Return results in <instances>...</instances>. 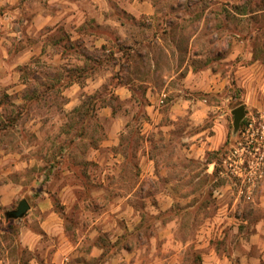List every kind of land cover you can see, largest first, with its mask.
Listing matches in <instances>:
<instances>
[{
    "label": "rangeland",
    "instance_id": "1",
    "mask_svg": "<svg viewBox=\"0 0 264 264\" xmlns=\"http://www.w3.org/2000/svg\"><path fill=\"white\" fill-rule=\"evenodd\" d=\"M126 1L133 0H0V37L8 44L0 185L18 195L0 206L1 257L7 264H207L210 251L232 264L261 258L255 240L264 237V0H156L175 8L153 31L162 43L134 51L115 44L120 57L109 47L88 51L90 60L68 86L98 76L103 83L79 91L74 110H63L61 61L31 57L15 65L22 41L42 45V53L61 50L64 26L34 30L38 13ZM123 11L115 14L126 31L147 36L150 22ZM122 79L131 82V100L113 92ZM242 104L246 116L234 133L231 111ZM120 114L130 125L112 143L110 117ZM41 197L56 214L49 233L35 210ZM23 198L34 207L31 221L28 212L5 221ZM21 225L43 232L35 252L18 243Z\"/></svg>",
    "mask_w": 264,
    "mask_h": 264
},
{
    "label": "crops",
    "instance_id": "2",
    "mask_svg": "<svg viewBox=\"0 0 264 264\" xmlns=\"http://www.w3.org/2000/svg\"><path fill=\"white\" fill-rule=\"evenodd\" d=\"M161 1V0H160ZM116 9V10H115ZM125 11L127 14L132 16L134 19L145 18L146 21L150 22L151 27L150 32H148L145 36L142 37L137 34V30H132V32L126 31V25L122 22V19L119 15L115 14L118 12ZM117 11V12H115ZM123 11V12H124ZM177 11V9H176ZM175 12V8L172 6L170 8H166L164 5H158L156 0H133V1H126L121 5L119 8L110 7V6H90V5H65L62 7L61 10H52L38 13L36 16L32 18V25L37 30H41L44 26H54V30L57 26L63 25L65 29V38L62 43V47L60 51L52 52V54H48V52L42 53L43 46L38 45V43L32 42L31 44L22 41L19 44V51H18V59H16L15 65H24L30 60L31 57H38L41 59H46L48 61H61L63 70H64V87H63V94H64V102H63V110H74L79 102L80 99L78 97L79 91L86 90L88 88L95 89L99 87V84L103 83V79L100 76L96 79V81H90V85H87L88 80L85 83H80L75 79L70 80V85L68 86V78H73L72 76L77 69H82L86 60H90L87 56L88 51H97L98 49L102 52L114 49L113 55H117L118 57L122 56L121 49H115V44L119 45V43H123V45H127L126 49L130 51H134V46H139L140 44L143 45H154L157 43H162L161 35H157L153 33V31L162 30L163 25H166V18L171 16ZM178 19V17H177ZM91 22L93 25L99 30L98 33H90L86 31L88 28V23ZM68 25H70V46L68 47ZM153 28V30H152ZM107 30V32L105 31ZM126 31V33H125ZM111 33V34H109ZM20 37H25L24 33L22 32L21 28L19 31ZM0 81L1 76L4 73L1 70H4L1 66V61H4L3 56H5L6 51L8 49V44L3 42V38L0 37ZM111 43H114V47L110 46ZM81 46V51H77V47ZM131 46V47H129ZM109 47V48H108ZM84 51V52H83ZM96 62H98L99 57L96 56L94 58ZM96 65V64H95ZM69 67V69H68ZM82 67V68H81ZM83 71V70H82ZM126 74L131 75L128 69L125 70ZM70 72V74H68ZM72 77H68V76ZM124 74L121 73L120 76ZM177 74L174 73L172 77H175ZM15 77L19 78V73L15 72ZM123 78V77H122ZM123 80V79H122ZM5 84H0L1 87H4ZM25 84L21 82V85L18 87H24ZM114 94L122 100H131L132 98V86L131 82L129 81H116L113 87ZM166 94V93H164ZM68 97L70 99H68ZM83 97V96H82ZM151 101H154L152 97ZM149 107V105H148ZM103 110V109H102ZM107 114H110L109 110L104 111ZM113 119V128H111V132L114 133V141L115 143L118 141V134L125 132L129 125L131 118H127L125 115H116V117H110ZM109 145L107 141L102 143V146ZM17 189L12 188L9 191L7 190L6 185H0V206H8L12 204V202L17 199ZM37 206H35V210L39 211V218L41 219L39 222V227L42 229L43 232L49 233L50 227L49 222L53 218L56 217L55 212L52 209V204L48 197H41L38 198ZM29 203V202H28ZM30 205V204H29ZM34 207L31 206L27 211V218L31 221L32 211ZM18 221V220H16ZM41 230L32 228L28 225H21L18 229V243L28 251L35 252L40 245H42V237L44 236ZM264 234V231H262ZM259 235V234H258ZM263 239V240H262ZM262 239H256L255 241L258 243V247H260V252H262L261 258L257 260H243L241 259V264H261V260L264 261V237ZM5 246V245H4ZM6 247V246H5ZM214 252L210 251L208 256L207 264H232L229 258L226 255H215ZM30 264H34L33 261H29ZM0 264H7L4 257L0 255Z\"/></svg>",
    "mask_w": 264,
    "mask_h": 264
},
{
    "label": "water",
    "instance_id": "3",
    "mask_svg": "<svg viewBox=\"0 0 264 264\" xmlns=\"http://www.w3.org/2000/svg\"><path fill=\"white\" fill-rule=\"evenodd\" d=\"M231 113L233 115V132L236 133L240 127L242 120L246 116L245 105L242 104V105L237 106L231 111ZM29 208H30V205L28 201L25 198H23L19 201L15 209L8 211L6 214L8 217H11V218H20L26 214Z\"/></svg>",
    "mask_w": 264,
    "mask_h": 264
},
{
    "label": "trees",
    "instance_id": "4",
    "mask_svg": "<svg viewBox=\"0 0 264 264\" xmlns=\"http://www.w3.org/2000/svg\"><path fill=\"white\" fill-rule=\"evenodd\" d=\"M6 213H7V212H5V214L2 216V217H4L5 221L10 220V219H14V218L8 217ZM2 227H3V226H2ZM10 227H11V226L8 225V228H10Z\"/></svg>",
    "mask_w": 264,
    "mask_h": 264
},
{
    "label": "flooded vegetation",
    "instance_id": "5",
    "mask_svg": "<svg viewBox=\"0 0 264 264\" xmlns=\"http://www.w3.org/2000/svg\"><path fill=\"white\" fill-rule=\"evenodd\" d=\"M243 120H244V119H243ZM243 120H242V121H243ZM241 124H242V122H241ZM241 124H240V126H241Z\"/></svg>",
    "mask_w": 264,
    "mask_h": 264
}]
</instances>
